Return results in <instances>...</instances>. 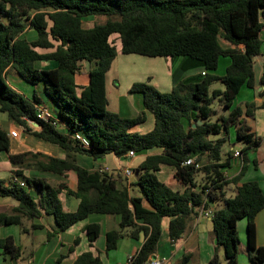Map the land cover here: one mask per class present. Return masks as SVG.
Listing matches in <instances>:
<instances>
[{"label": "trees", "instance_id": "trees-1", "mask_svg": "<svg viewBox=\"0 0 264 264\" xmlns=\"http://www.w3.org/2000/svg\"><path fill=\"white\" fill-rule=\"evenodd\" d=\"M91 17L106 21L84 28L83 20ZM263 18L264 0H0V113L26 130L29 122L37 123L40 131L34 135L65 155L64 159L9 155L17 180L0 179V199H11L17 207L10 214L0 211V226L18 225L24 233L23 219H38L44 213L53 216L59 231L65 232L92 215L117 216L119 227L106 233V251L117 249L124 237L133 241L143 237L132 264H146L158 248L163 219H171L170 239L176 242L200 211L215 204L210 218L216 241L211 264H238L241 219L247 220L250 263L264 264V247L256 246L255 226L256 215L264 209V194L256 182H247L228 197L226 187L239 183L245 167L232 180L223 174L229 167L230 152L223 149L230 144L231 131L235 130V144L243 145L241 154L259 146L246 120L253 117L254 105L243 108L235 101L242 89L254 88V59L264 44L260 39ZM30 31L34 40L26 36ZM114 35L122 55L169 58L172 64L180 61L170 93H161L149 82L131 87L129 93L142 98L143 111L136 118L107 109L105 78L118 56ZM222 58L229 59V65L220 76ZM41 62H55L56 68L40 69ZM85 62L92 65L90 83L78 95L74 77ZM9 69L32 85H44L55 107L53 120L37 118L39 99L30 100L13 89L6 80ZM215 83L222 88L210 91ZM146 112L154 117L153 130L132 133ZM62 125L65 131L59 129ZM9 147L10 136L0 127V153H9ZM153 149L162 152L148 156L131 171L135 180L129 186L120 173L92 172L76 159L84 155L100 160L108 154L128 158L130 152L138 155ZM189 159L194 164L185 165ZM162 165L175 169L185 191H173L158 179ZM33 167L58 176L73 171L76 191L66 183L52 186L45 179L23 175ZM62 192L79 200L75 212L63 209ZM85 229L89 244H94L100 225L89 223ZM79 242L75 240L69 253ZM4 248L19 259L21 250L12 237L4 240ZM73 264L102 262L92 252H84Z\"/></svg>", "mask_w": 264, "mask_h": 264}, {"label": "crops", "instance_id": "crops-1", "mask_svg": "<svg viewBox=\"0 0 264 264\" xmlns=\"http://www.w3.org/2000/svg\"><path fill=\"white\" fill-rule=\"evenodd\" d=\"M106 19L102 17L99 21L96 17L86 18L83 20V26L86 29L92 28L95 24H103ZM264 25V18L262 20ZM33 33V32H32ZM35 39V35L31 40ZM115 40L118 56L114 60L110 71L106 74L105 88L108 99V111L118 114L122 117L136 118L143 111L142 98L139 95H131L129 90L135 83H147L155 87L161 93H170L173 89V72L180 63L177 60L172 64L169 58H146L134 61L131 55H122L121 44L117 35L111 37ZM260 39L264 41V26L260 32ZM225 46L228 43L224 42ZM230 46V45H229ZM233 48V46H230ZM39 53H49V50H38ZM133 56V55H132ZM137 56V55H135ZM126 57V58H123ZM227 59V58H226ZM158 63L159 67L154 69L152 73H145L147 66ZM221 62V61H220ZM229 65L227 59L225 69ZM40 69H55V62L38 63ZM220 67V66H219ZM92 65L85 62L82 69L78 72L74 79L78 95L90 83V70ZM152 70V68H151ZM255 82L254 88H244L240 92L235 105L244 108V105L251 103L254 105V115L247 118V124L257 138H259V146L241 154L240 157L234 156V151H240L242 144H233L230 149L229 167L223 169V174L227 180L237 177L245 167L244 174L239 183L230 184L226 187L228 197H232L236 193V187L247 182H256L264 194V44L262 46L261 55L254 59ZM150 78V81L148 79ZM7 83L16 91L24 95L26 98L33 100L35 96L39 99L42 107L51 111L53 117L56 116L55 107L46 94L45 87L42 83L32 85L20 77L13 69H9L6 75ZM247 90V91H245ZM242 98V100H240ZM154 128V117L146 112L145 120L134 126L130 131L132 133L146 134ZM3 129V128H2ZM61 131H65V126H60ZM10 136L9 153H0V179L8 182L15 181L13 167L9 162V155H18L23 153L41 154L46 157L64 159V153L55 145L45 142L37 138L34 134L40 131V126L34 122H29L28 129L17 125L10 121L6 129ZM236 138L235 130L231 131L230 143ZM161 150L153 149L141 154H135L133 157L118 158L113 154H108L100 160H93L84 155H77V163L79 166L92 172H108L110 174H119L125 178L128 186L135 180V174L131 171L138 168L139 165L148 157L160 155ZM129 171L130 176L126 175ZM175 169L170 166L162 165L157 172L158 179L171 188L173 191L183 192L187 188L175 178ZM23 175L26 177H39L45 179L52 186L60 183H66L68 187L76 191L77 176L73 171L68 172L64 176H58L47 172L37 170L35 167L24 170ZM21 181V180H20ZM131 190V189H130ZM63 209L66 212H75L79 205V200L70 196L66 192L59 194ZM17 207V203L11 199L0 200V211L12 213L11 210ZM217 205H211L206 211L214 212ZM171 219L162 220L161 238L158 248L154 256L150 259H165L164 264H211L214 256L216 241L213 238V226L211 219L207 217L204 211H200L197 217L188 225L183 237L176 242H172L169 233V224ZM89 223H98L101 227V234L98 240L90 245L87 239L86 225ZM120 218L117 216H101L92 215L88 219L76 224L65 232H60L53 216L44 213L38 219H23L22 233L21 227L18 225L0 226V264H20L25 260L27 264H73L76 258L84 252H92L95 256H99L102 264H127L130 257H135L144 242V238L140 237L138 241H133L129 237L121 239L117 245V249L106 251V233L119 227ZM42 226L43 229L33 230L32 226ZM256 226V246L264 247V209L255 217ZM237 230L240 238L238 264H252L248 256L247 243V220L241 219L237 223ZM12 237L14 245L19 247L21 254L19 259L15 260L12 254H9L4 248V240ZM79 239V245L74 248L73 253H69L70 247ZM40 242L37 246L36 243ZM219 250V258L221 262V252ZM38 261V263H37Z\"/></svg>", "mask_w": 264, "mask_h": 264}, {"label": "rangeland", "instance_id": "rangeland-1", "mask_svg": "<svg viewBox=\"0 0 264 264\" xmlns=\"http://www.w3.org/2000/svg\"><path fill=\"white\" fill-rule=\"evenodd\" d=\"M97 19L100 21V20L102 19V17H97ZM33 35H35V34L32 33L31 31L28 32V33H26V36H27L29 39H32V36H33ZM112 41L115 42L114 39H112ZM123 58H126V57H123ZM130 58H133L134 61L145 60V59H140L138 56H135V55H133V56L131 55ZM226 62H227V59H226V58H222V59H221L220 67H219V69H218V71H217V74H218V75L221 76V75H223V74L225 73V65H226ZM147 67H148V68H147V70H146L145 73H148V74H151V75H152V73H153V75H154V72H155L154 69L156 70V68L159 67V64L153 62L152 67H151V66H147ZM151 68H152V70H151ZM217 88H222V86H221L220 83H215L214 85H212L211 88H210V91H212L213 89H217ZM245 91H247V90H245ZM240 100H242V98H240ZM223 111H225V110H223ZM225 112H226V111H225ZM214 120H215V119H214ZM214 120H213V121H214ZM9 122H10V120H9L8 116H7L6 114H4V113H0V127L3 128V129H6V128L8 127V125H9ZM235 143H236V138H235V136H234V142H232V143H230V144H226V146H225L224 149H223V153H228V152L230 151V149H231V145H233V144H235ZM0 200H1V199H0ZM36 245L39 246V245H40V242H37ZM221 258H223V251L221 252ZM37 263H38V261H37ZM50 263H53V262L50 261L49 264H50ZM9 264H10V263H9ZM18 264H19V263H18ZM20 264H27V262H26L25 260H23V261H20Z\"/></svg>", "mask_w": 264, "mask_h": 264}, {"label": "built area", "instance_id": "built-area-1", "mask_svg": "<svg viewBox=\"0 0 264 264\" xmlns=\"http://www.w3.org/2000/svg\"><path fill=\"white\" fill-rule=\"evenodd\" d=\"M263 89H264V84H263ZM36 116H37V118L39 120L45 121V122H48L50 120H53V115H52L51 111L48 110L45 107H42V106H38L37 107ZM134 155L135 154L133 152H130L129 153V157H133ZM240 155H241L240 151H234V156L235 157H240ZM192 164H194V161L192 159H189L185 163V165H192ZM199 167L200 166L198 164H196V168H199ZM130 174L131 173L129 171L126 172V175L127 176H130ZM21 186H24V184L21 183ZM204 213L209 218H211L212 215H213V212H211V211H204ZM133 259H134V257H130L128 259V263L127 264H132ZM164 262H165V259H152V260L148 261L146 264H164Z\"/></svg>", "mask_w": 264, "mask_h": 264}, {"label": "water", "instance_id": "water-1", "mask_svg": "<svg viewBox=\"0 0 264 264\" xmlns=\"http://www.w3.org/2000/svg\"><path fill=\"white\" fill-rule=\"evenodd\" d=\"M37 126H39L37 123H35ZM199 125H201V122H198ZM194 128L196 127L195 125L193 126Z\"/></svg>", "mask_w": 264, "mask_h": 264}]
</instances>
